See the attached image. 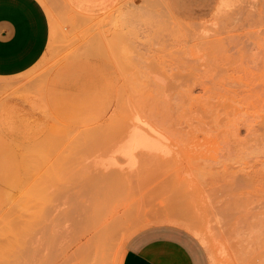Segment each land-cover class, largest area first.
<instances>
[{
	"label": "rangeland",
	"instance_id": "1",
	"mask_svg": "<svg viewBox=\"0 0 264 264\" xmlns=\"http://www.w3.org/2000/svg\"><path fill=\"white\" fill-rule=\"evenodd\" d=\"M38 1L47 49L0 77V264H121L160 224L210 264H264V193L241 183L264 178V0Z\"/></svg>",
	"mask_w": 264,
	"mask_h": 264
},
{
	"label": "crops",
	"instance_id": "2",
	"mask_svg": "<svg viewBox=\"0 0 264 264\" xmlns=\"http://www.w3.org/2000/svg\"><path fill=\"white\" fill-rule=\"evenodd\" d=\"M63 1L77 14L99 16L119 0ZM49 37L48 17L38 0H0V77H12L32 68L45 53ZM121 264L210 263L194 235L175 225L160 224L130 238Z\"/></svg>",
	"mask_w": 264,
	"mask_h": 264
},
{
	"label": "bare ground",
	"instance_id": "3",
	"mask_svg": "<svg viewBox=\"0 0 264 264\" xmlns=\"http://www.w3.org/2000/svg\"><path fill=\"white\" fill-rule=\"evenodd\" d=\"M106 32V31H105ZM111 133V132H110ZM130 133V132H129ZM55 135H57V134H55ZM54 136V135H53ZM126 136H128V134H126ZM56 137V136H55ZM75 138V137H74ZM124 138V137H123ZM121 140V139H120ZM123 141H124V139H122ZM123 141H121V142H123ZM146 141H147V137L143 134V132H142V130H140V129H138L137 128V126H136V128L133 130V132L131 133V135H130V137L128 138V140H127V142L126 141H124L123 143H125L122 147H121V145H122V143L119 141L118 143L120 144V146L118 147V149L120 150V153H125V154H127V153H129L130 151H132V150H134L135 148H137V147H139V146H141V145H143V144H145L146 143ZM82 144V143H81ZM120 148H122V149H120ZM118 151V150H117ZM119 169V168H118ZM114 171V173L113 172H111L112 174H110L109 172H107V173H109V175H107V178L109 179V178H112V180L110 181V182H108V183H106V185L107 184H109V183H111L112 181L114 182V183H111V186H112V184H113V188H116L117 187V189H115V190H118V186H119V183L120 184H122L121 183V181L123 180V176H124V174H123V172L122 171H120V170H117V169H115V170H113ZM106 173V174H107ZM111 176V177H110ZM113 176V177H112ZM106 178V179H107ZM116 182H118V185H117V183ZM104 183V182H103ZM102 183V184H103ZM241 183H245V184H247V185H249V186H251L252 188H254V190H256V192H263L264 193V178L263 179H261V180H254V179H250L249 180V182H248V180L246 181V182H241ZM240 183V184H241ZM105 185V188H107V186ZM117 185V186H116ZM237 185H238V183H237ZM242 185V184H241ZM257 185V186H256ZM116 186V187H115ZM243 186V185H242ZM242 186H240V188H243ZM245 186V185H244ZM236 187V186H235ZM247 187V186H246ZM104 188V187H103ZM113 188L110 190V191H112L113 190ZM107 189H109V188H107ZM241 190V189H240ZM253 189H251L250 190V192L252 191ZM103 191V190H102ZM108 191V190H107ZM109 191V192H110ZM245 191H247L246 189H245ZM248 191H249V188H248ZM98 192V191H97ZM101 192V191H100ZM105 192H106V190H105ZM117 192V191H116ZM116 192H114V194L116 193ZM255 192V191H254ZM91 193V192H90ZM104 193V192H103ZM93 195H95V194H93ZM98 195V194H97ZM103 195V194H102ZM109 195V194H108ZM256 195V194H255ZM78 196V195H77ZM87 196V195H86ZM104 196V195H103ZM103 196H101V197H103ZM263 196H264V194H263ZM84 198V197H83ZM94 198V197H93ZM107 197H105V199H106ZM73 199V198H72ZM79 199V198H78ZM86 199V198H85ZM102 199V198H101ZM108 199H109V197H108ZM107 199V200H108ZM83 200V199H82ZM88 200V199H87ZM86 200V201H87ZM102 201H103V199H102ZM102 201H98V202H102ZM250 201V200H249ZM82 202V201H81ZM80 202V203H81ZM92 202V201H91ZM89 203H90V201H89ZM97 203V202H96ZM74 204V203H73ZM72 204V205H73ZM93 204H95V203H93ZM93 204H92V206H93ZM78 205H79V202H78ZM87 206H88V204H86ZM96 205V204H95ZM72 207V206H71ZM76 207V206H75ZM78 208V207H77ZM83 208V207H82ZM91 209V208H90ZM71 210V209H70ZM72 211V210H71ZM80 211V210H79ZM94 211V210H93ZM68 212V211H67ZM106 213V212H105ZM96 214H97V212H96ZM88 215V214H87ZM87 215H86V218H87ZM91 215V214H90ZM89 215V216H90ZM98 215V214H97ZM88 216V219H87V222H85V223H88V222H90V221H88L89 220V218L91 217H89ZM104 216V215H103ZM83 217V216H82ZM94 217V216H93ZM92 217V218H93ZM96 217V216H95ZM98 217V216H97ZM96 217V218H97ZM84 218V217H83ZM65 220H67V219H65ZM64 220V221H65ZM70 220V219H69ZM100 220V219H99ZM84 221H86L85 219H84ZM93 221V220H92ZM128 221H129V219H128ZM65 222H67V221H65ZM58 223H60V221H58ZM61 223H63L62 221H61ZM93 223H95L94 221H93ZM102 223V222H101ZM89 224V223H88ZM88 224H85L86 226L88 225ZM54 225H55V221H54ZM59 225V224H58ZM89 225H91V226H93L92 224H91V222H90V224ZM88 225V226H89ZM95 225H97V224H95ZM56 226V225H55ZM60 226V225H59ZM182 226H184V225H182ZM81 227H82V225H81ZM90 227V226H89ZM99 227V226H98ZM185 227V226H184ZM56 228H57V226H56ZM84 228V227H83ZM88 228V227H87ZM91 228V227H90ZM94 228H95V226H94ZM94 228H92V229H94ZM96 228H97V226H96ZM95 228V229H96ZM101 228V227H100ZM187 228H190V227H188L187 226ZM186 228V229H187ZM109 229H111V228H109ZM191 229V228H190ZM83 230V229H82ZM85 230V229H84ZM189 230V229H188ZM100 231V230H99ZM190 231V230H189ZM192 232L194 231L193 229L191 230ZM54 233V232H53ZM92 233V232H91ZM98 232H96V234H97ZM55 234H57V231H56V233ZM93 234V233H92ZM109 234H110V231H109ZM108 234V235H109ZM53 235V234H52ZM94 235V234H93ZM101 235V234H100ZM196 235V234H195ZM96 236V235H95ZM103 237H101V239H102ZM106 238V237H105ZM93 241V240H92ZM107 241V240H106ZM108 242V241H107ZM88 243V242H87ZM93 243H94V241H93ZM95 243H97V241H95ZM109 243V242H108ZM87 245V244H86ZM89 245H92V243H89ZM99 245V244H98ZM102 245V244H101ZM105 245H107V244H105ZM92 246H94V245H92ZM100 246V245H99ZM95 247H96V245H95ZM84 248V247H83ZM88 248V247H87ZM102 248H103V245H102ZM84 249H86V248H84ZM93 249V248H92ZM86 251V250H85ZM88 251V250H87ZM91 251H93V250H91ZM95 251V250H94ZM81 253L83 252V249H82V251H80ZM97 252V251H96ZM86 253V252H85ZM116 253V252H115ZM91 254V252L89 253V255ZM98 254V253H97ZM85 255H87V254H85ZM91 255H93V254H91ZM90 255V256H91ZM82 256V255H81ZM84 257V256H83ZM95 257V256H94ZM93 257V258H94ZM93 258H90V259H93ZM96 258L97 257H95V260H96ZM82 260H83V258H82ZM86 260H87V258H86ZM89 260V259H88ZM94 260V259H93ZM103 260V259H102ZM85 261V260H84ZM86 262H88V261H86ZM92 262V261H91ZM88 263H90V262H88ZM87 263V264H88ZM95 263V262H94ZM101 263V262H100ZM83 264V263H82ZM92 264V263H91ZM95 264H97V263H95Z\"/></svg>",
	"mask_w": 264,
	"mask_h": 264
}]
</instances>
